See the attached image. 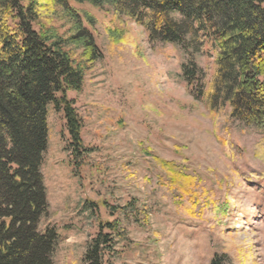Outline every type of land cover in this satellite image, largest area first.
<instances>
[{
    "label": "rangeland",
    "instance_id": "374dc122",
    "mask_svg": "<svg viewBox=\"0 0 264 264\" xmlns=\"http://www.w3.org/2000/svg\"><path fill=\"white\" fill-rule=\"evenodd\" d=\"M72 5L93 18L102 57L81 90L67 92L88 149L78 164L62 113L46 108L48 212L37 227L58 234L52 264H84L86 241L113 220L122 237L105 259L115 264H264V132L231 120L226 104L210 107L212 51L191 55L204 75L195 98L181 70L189 55L178 46L151 43L107 6ZM156 157L194 183L171 187Z\"/></svg>",
    "mask_w": 264,
    "mask_h": 264
},
{
    "label": "trees",
    "instance_id": "16d2710c",
    "mask_svg": "<svg viewBox=\"0 0 264 264\" xmlns=\"http://www.w3.org/2000/svg\"><path fill=\"white\" fill-rule=\"evenodd\" d=\"M72 3L107 6L141 26L151 43L178 46L189 55L181 70L195 98L203 95L204 75L191 55L207 45L210 107L226 104L231 120L264 132V0H0V264H52L58 234L37 227L48 212L40 170L48 104L62 113L75 163L88 152L67 92L81 90L102 53L89 29L93 18ZM154 160L171 187L194 183L174 162ZM122 232L118 221L100 223L83 263L115 264L105 257L115 255Z\"/></svg>",
    "mask_w": 264,
    "mask_h": 264
}]
</instances>
